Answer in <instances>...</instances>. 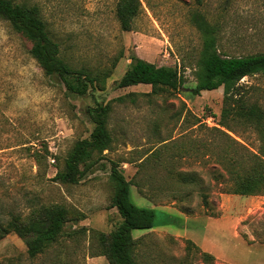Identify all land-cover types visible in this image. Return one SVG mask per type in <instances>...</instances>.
Listing matches in <instances>:
<instances>
[{
    "label": "rangeland",
    "instance_id": "obj_1",
    "mask_svg": "<svg viewBox=\"0 0 264 264\" xmlns=\"http://www.w3.org/2000/svg\"><path fill=\"white\" fill-rule=\"evenodd\" d=\"M117 1L37 0L73 68H114L104 90L83 97L45 75L30 54L32 44L0 20V219L25 216L40 204L70 211L57 242L34 258L16 234L2 239L0 264H109L100 255L98 235L110 234L122 221L111 205L110 164L104 160L74 185L52 178L75 143L90 136L88 107L151 91L149 85L117 87L133 53L179 69L186 81L175 95L113 103L114 143L107 159L119 162L131 181L132 202L155 211L154 228L176 235L133 230L138 264H264V193H225L231 178L223 166L228 144L240 159L248 150L264 155V136L244 124L231 122L233 132L219 126L223 87L192 92L202 47L192 17L198 13L219 25L222 53L258 54L264 52V0H141L130 32L120 28ZM240 85L264 107V75L245 77Z\"/></svg>",
    "mask_w": 264,
    "mask_h": 264
},
{
    "label": "trees",
    "instance_id": "obj_2",
    "mask_svg": "<svg viewBox=\"0 0 264 264\" xmlns=\"http://www.w3.org/2000/svg\"><path fill=\"white\" fill-rule=\"evenodd\" d=\"M142 7L141 0L117 1L116 18L122 31H132ZM0 20L7 22L14 31L22 34L32 44V58L45 75L58 78L70 94L83 97L90 95L95 89H105L114 68L98 72L73 68L64 57L61 44L51 34L37 0H0ZM192 22L202 36V47L197 60L198 69L194 73L196 86L192 90L193 94L199 95L202 91H215L223 87L224 106L219 126L233 132L231 122H235L250 126L264 136V107L258 102H251L242 92L240 85L245 77L264 75V52L247 56L224 54L220 50L219 25L212 24L198 13L192 17ZM130 60L132 63L117 82V87L125 89L149 85L151 91L128 93L109 103H97L88 107L86 112L93 124L90 136L75 143L65 159L64 169L52 178V181L58 184L74 185L104 160L110 164L109 176L114 184L111 205L117 209L122 221L110 234L98 235L100 255L105 256L109 264H138L136 247L139 243L133 237L132 231L151 230L155 227V211L141 208L132 202L131 181L126 179L119 162L107 159L106 152L112 150L114 143L109 129L113 103H123L128 99L137 102L139 97L146 96L175 95L186 82L182 73L175 67L157 66L140 58L136 53L131 55ZM200 123L198 119L195 125ZM216 130L237 143L222 129L216 127ZM227 147L228 151L224 153V156H227V166L224 163L223 166L227 168L231 179L227 182L225 193L241 196L264 193V155L260 156L248 150V153H243V159H240L233 155L238 154V150L231 144ZM69 215L70 211L58 204L35 205L25 216L10 213L6 219H0V241L14 233L24 240L29 256L34 258L57 242L65 224L70 220ZM187 242V247H196L192 241Z\"/></svg>",
    "mask_w": 264,
    "mask_h": 264
},
{
    "label": "crops",
    "instance_id": "obj_3",
    "mask_svg": "<svg viewBox=\"0 0 264 264\" xmlns=\"http://www.w3.org/2000/svg\"><path fill=\"white\" fill-rule=\"evenodd\" d=\"M148 232L147 233H145L143 236H145V235H149V234H151V233H164V235H172V236H176L175 234H172V233H168V231H166V230H159L158 228H153V229H151V230H147ZM136 239V238H135Z\"/></svg>",
    "mask_w": 264,
    "mask_h": 264
}]
</instances>
